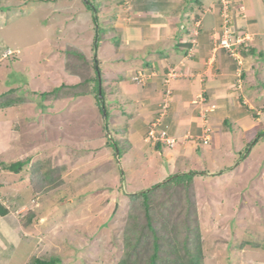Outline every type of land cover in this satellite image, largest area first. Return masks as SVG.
<instances>
[{
  "label": "rangeland",
  "instance_id": "rangeland-1",
  "mask_svg": "<svg viewBox=\"0 0 264 264\" xmlns=\"http://www.w3.org/2000/svg\"><path fill=\"white\" fill-rule=\"evenodd\" d=\"M89 2L97 8L100 34ZM113 9H118L115 0H0V96L14 90L11 98L18 101L0 109V201L19 225L17 240L24 243L18 244V260L31 249L32 260L58 258L61 264H119L125 259L149 264L151 219L162 237L164 261L173 259L174 226L182 228L186 220L191 227L200 225L202 264H255L254 258L264 256V119L254 137L258 141L244 147L243 159L236 160L235 152L229 160L228 154L225 166L186 159L172 170L168 154L162 158L163 152H154L158 142L151 132L160 139L166 135L161 141L165 148L177 146L176 139L157 132L169 106L142 134L147 145L134 147L142 110L120 95L115 78L120 64L114 60L116 69L105 60L112 54L104 42L113 27ZM98 36L101 63H95L102 71L100 89L108 96V128L94 83H86L94 76ZM137 77L141 82L148 75L139 70L131 78ZM172 78L168 74L167 81ZM114 139L122 143L121 157L108 144ZM25 160L30 163L19 174L3 170ZM37 169L49 173L52 182L44 185ZM191 172L202 174L182 187L160 186ZM149 189L148 199L131 197ZM186 234L180 231L179 238L183 241ZM128 245L138 248L128 252Z\"/></svg>",
  "mask_w": 264,
  "mask_h": 264
},
{
  "label": "crops",
  "instance_id": "crops-1",
  "mask_svg": "<svg viewBox=\"0 0 264 264\" xmlns=\"http://www.w3.org/2000/svg\"><path fill=\"white\" fill-rule=\"evenodd\" d=\"M224 1L115 0L113 27L105 32L104 46L112 53L105 60L116 69L120 64L121 74L115 77L120 95L142 110L134 147L138 142L147 145L142 134H148L155 117L169 106L157 132L176 139L177 146L170 150L160 142L154 152H163L162 158L168 154L172 170L186 159L225 166L228 154L229 160L235 152L236 160L243 159L244 147L259 139L254 137L264 119V0H228L232 31L252 39L240 53L242 66L225 50L215 49L223 30ZM139 70L148 77L136 82L132 78ZM171 72L176 77L167 82ZM19 230L10 212L0 216V264L32 260L31 249L17 258L18 244L24 243L17 240ZM261 259L254 258V263L264 264Z\"/></svg>",
  "mask_w": 264,
  "mask_h": 264
},
{
  "label": "trees",
  "instance_id": "trees-1",
  "mask_svg": "<svg viewBox=\"0 0 264 264\" xmlns=\"http://www.w3.org/2000/svg\"><path fill=\"white\" fill-rule=\"evenodd\" d=\"M89 5L92 6V10H94L96 12V15H94V19H95V24L96 27L98 28L97 33L100 34V25L98 23V17H97V8H95V5L90 4ZM95 14V13H94ZM99 39V40H98ZM100 42H101V38L98 36V38L95 40V44H94V52L96 53V59H93V65H92V69L94 72V76L87 79L86 83H94V88L96 91V95H97V101L99 102V107L101 110V114L105 115L106 117V125L105 128H108V122L111 118V114L109 111V105L107 104V95L106 92L104 91V89H100V73L102 72L100 70V68L96 67V63H101L100 62V58L98 56V50L100 49ZM74 54V56H76L78 59H81L82 61H84L83 57L84 55L79 53V52H72ZM103 61V60H102ZM88 62V60H87ZM89 63V62H88ZM101 66V64H100ZM61 90V87L54 89V91L52 93H58ZM14 90H10L8 93L0 96V109H7L10 107L15 106L16 104H18V101L15 99H12V93ZM260 135V134H259ZM259 138V137H258ZM160 142H158L157 144H159ZM109 146L115 150L118 153V156L121 157L124 154V149L122 148V143H120L117 140H110L108 142ZM30 161L29 160H25V161H19L16 163L11 164L10 166H3V170L4 171H10L12 173H16L19 174L20 172H22L23 168L29 164ZM37 173V175H41V182L44 185H48L52 182V179L50 178V174L47 172H42L41 170ZM199 174L202 173H198V172H191V173H187V174H183V175H175L172 177H169L167 179V181L165 183H163L162 186L164 187H169V186H175V187H182L184 184H191L192 182H194L196 176H198ZM51 179V180H50ZM54 180V178H53ZM154 188H158V186L154 187ZM150 192H152V189H149L147 191H143L140 193H136V194H131V197H133L134 199H138V198H145L148 199ZM147 208V207H146ZM148 209V208H147ZM9 214V210L7 209V207L0 201V216L1 217H6ZM148 217V216H147ZM149 219V218H148ZM188 221L185 220V225L184 227L180 228L179 225L181 224H176L173 228V231H175L176 233H174L175 237L173 239V244H172V254H173V259L170 262L164 261L161 259V239L162 237L157 235V231L153 229L152 227V223H151V219H149L148 222V228L150 229L151 233L153 234V244L151 246L153 254L150 257V262L149 264H202V252H201V242H202V232L200 231V225L199 223H197V225L194 226H189ZM186 226V227H185ZM177 228V229H176ZM187 232L186 237L184 238V240L182 241L179 238V233L180 231H185ZM138 244V243H137ZM136 244V245H137ZM136 245H128V247H130V251L128 252H133L135 251L138 247ZM253 246L256 248L260 245L258 244H253ZM264 248V246H263ZM181 250H183V253L181 254ZM133 253H131L130 255H132ZM130 259V258H129ZM28 264H61V260L58 258H54L50 261H42L40 259H33L31 260ZM119 264H130V261L128 259L122 260Z\"/></svg>",
  "mask_w": 264,
  "mask_h": 264
},
{
  "label": "built area",
  "instance_id": "built-area-1",
  "mask_svg": "<svg viewBox=\"0 0 264 264\" xmlns=\"http://www.w3.org/2000/svg\"><path fill=\"white\" fill-rule=\"evenodd\" d=\"M232 5L231 3L226 0L223 2V17H224V24H223V30L222 33H219L218 35V39L215 41V49H221V50H225L226 52L229 53V55H231V57H233L239 66L243 65V61L240 58V53L243 49H246L250 43V41H252L251 37L247 36V35H235V33L232 31L231 28V16L229 14L230 9ZM174 73H171V75H173ZM142 76V75H141ZM176 75L174 74V77ZM136 81L139 80V77H137L135 79ZM150 136L152 138L155 139V142L158 141H162L165 140L166 135H164L165 137H163L164 139H160V135H157V137H155V134L153 132H151ZM169 144H171L172 140H167ZM166 143V144H168Z\"/></svg>",
  "mask_w": 264,
  "mask_h": 264
},
{
  "label": "clouds",
  "instance_id": "clouds-1",
  "mask_svg": "<svg viewBox=\"0 0 264 264\" xmlns=\"http://www.w3.org/2000/svg\"><path fill=\"white\" fill-rule=\"evenodd\" d=\"M97 27H98V26H97ZM171 73H174V72H171ZM171 73H170V74H171ZM100 78H101V74H100ZM100 80H101V79H100ZM167 82H168V81H167ZM167 108H168V107H167ZM158 142H161V141H158ZM156 143H157V142H156ZM161 143H162V142H161Z\"/></svg>",
  "mask_w": 264,
  "mask_h": 264
},
{
  "label": "water",
  "instance_id": "water-1",
  "mask_svg": "<svg viewBox=\"0 0 264 264\" xmlns=\"http://www.w3.org/2000/svg\"><path fill=\"white\" fill-rule=\"evenodd\" d=\"M101 79V78H100ZM101 81V80H100ZM106 115V114H105Z\"/></svg>",
  "mask_w": 264,
  "mask_h": 264
}]
</instances>
